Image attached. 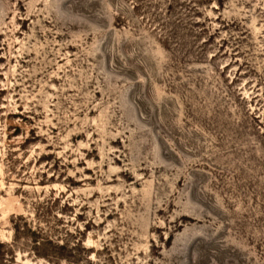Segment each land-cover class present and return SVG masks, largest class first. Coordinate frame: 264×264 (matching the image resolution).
I'll use <instances>...</instances> for the list:
<instances>
[{"label":"rangeland","instance_id":"374dc122","mask_svg":"<svg viewBox=\"0 0 264 264\" xmlns=\"http://www.w3.org/2000/svg\"><path fill=\"white\" fill-rule=\"evenodd\" d=\"M0 264H264V0H0Z\"/></svg>","mask_w":264,"mask_h":264}]
</instances>
